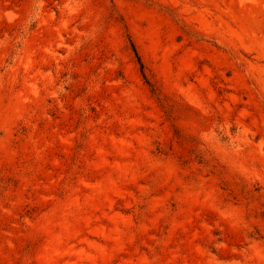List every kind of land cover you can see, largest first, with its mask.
<instances>
[{
    "label": "rangeland",
    "instance_id": "1",
    "mask_svg": "<svg viewBox=\"0 0 264 264\" xmlns=\"http://www.w3.org/2000/svg\"><path fill=\"white\" fill-rule=\"evenodd\" d=\"M0 264H264V0H0Z\"/></svg>",
    "mask_w": 264,
    "mask_h": 264
},
{
    "label": "trees",
    "instance_id": "2",
    "mask_svg": "<svg viewBox=\"0 0 264 264\" xmlns=\"http://www.w3.org/2000/svg\"><path fill=\"white\" fill-rule=\"evenodd\" d=\"M134 51H135L136 57H137V59H138L140 65H141V67H142V69H143V68H144V65H143V63H142L141 60H140V56L138 55V52H136L135 49H134Z\"/></svg>",
    "mask_w": 264,
    "mask_h": 264
}]
</instances>
